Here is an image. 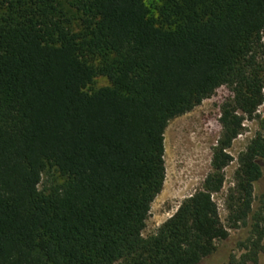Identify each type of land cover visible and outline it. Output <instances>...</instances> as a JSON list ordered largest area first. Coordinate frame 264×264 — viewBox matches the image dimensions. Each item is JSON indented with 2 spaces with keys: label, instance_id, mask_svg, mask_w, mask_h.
<instances>
[{
  "label": "trees",
  "instance_id": "obj_1",
  "mask_svg": "<svg viewBox=\"0 0 264 264\" xmlns=\"http://www.w3.org/2000/svg\"><path fill=\"white\" fill-rule=\"evenodd\" d=\"M263 36L264 0H0V264L212 255L230 234L214 194L244 120L264 103ZM222 85L233 96L221 105L212 170L145 237L165 184L169 122ZM261 159L259 131L226 199L231 227L250 234L225 264H259Z\"/></svg>",
  "mask_w": 264,
  "mask_h": 264
},
{
  "label": "rangeland",
  "instance_id": "obj_2",
  "mask_svg": "<svg viewBox=\"0 0 264 264\" xmlns=\"http://www.w3.org/2000/svg\"><path fill=\"white\" fill-rule=\"evenodd\" d=\"M264 40V36H263ZM99 84H108V80L99 77ZM233 96L228 85H222L216 92L191 111L177 116L169 122L165 132L166 179L163 190L152 204L145 237L156 233L159 227L171 217L181 203L194 194L212 170L213 148L222 133L220 122L221 105ZM264 116V103L259 107L254 118L246 117L242 133L234 140L230 152L233 161L225 168V185L214 194L223 223L229 229V237L217 241L216 251L200 264H225L232 253L240 255V247L250 234L249 226L231 227L226 199L230 188L234 186L235 172L238 168V156L246 149L252 138L261 131L260 118ZM262 176L254 186L253 207L259 210L264 204V159H261ZM41 187V185H40ZM262 244L264 245V239ZM259 264H264V249L259 253Z\"/></svg>",
  "mask_w": 264,
  "mask_h": 264
},
{
  "label": "built area",
  "instance_id": "obj_3",
  "mask_svg": "<svg viewBox=\"0 0 264 264\" xmlns=\"http://www.w3.org/2000/svg\"><path fill=\"white\" fill-rule=\"evenodd\" d=\"M231 153V152H230Z\"/></svg>",
  "mask_w": 264,
  "mask_h": 264
}]
</instances>
